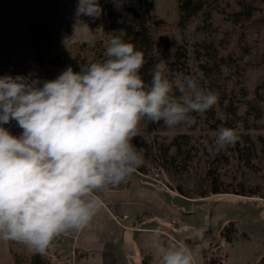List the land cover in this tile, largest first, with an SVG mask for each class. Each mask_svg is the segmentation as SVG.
<instances>
[{"label": "rangeland", "instance_id": "obj_1", "mask_svg": "<svg viewBox=\"0 0 264 264\" xmlns=\"http://www.w3.org/2000/svg\"><path fill=\"white\" fill-rule=\"evenodd\" d=\"M77 2L0 0V76L33 73L51 80L68 66L79 71V65L106 59L111 34L105 11L95 20L81 16L88 27L74 28ZM153 4L163 19L154 33L155 50L189 41L191 71L178 77L197 80L218 95V103L208 110L211 116L192 113V124L169 128L142 120L132 143L142 151L143 165L126 183L99 193L101 212L83 231L58 237L48 250L55 257L45 254L48 264H160L167 247L181 242L192 249L196 264H264V197L259 196L264 174L258 157L244 162L234 157L231 146L216 147L224 123L237 131L242 154L248 139L264 140V24L257 21L264 0H209V25L200 28L198 18L177 23L176 0ZM247 4L249 18L238 14L246 12ZM201 42H210L209 49ZM193 44H201L200 49ZM216 118L222 122L219 128L211 125ZM3 126L14 136L22 132L14 120ZM178 136V148L170 146ZM211 162L220 188L246 194L201 196L209 188L203 174ZM212 217L219 219L209 226ZM229 221L236 229L224 236L221 229ZM201 229L203 239L196 235ZM33 251L0 240V264H31Z\"/></svg>", "mask_w": 264, "mask_h": 264}, {"label": "clouds", "instance_id": "obj_2", "mask_svg": "<svg viewBox=\"0 0 264 264\" xmlns=\"http://www.w3.org/2000/svg\"><path fill=\"white\" fill-rule=\"evenodd\" d=\"M112 2L119 9L126 0ZM102 14L99 0H78L74 28L88 27L81 16ZM118 32L107 43L106 59L79 65V71L68 66L43 81L33 73L0 76V240L47 254L62 234L91 224L104 207L99 193L126 183L143 165L142 151L132 143L142 120L169 128L192 124V113L218 103V95L192 77L168 78L159 55L152 56L145 82L144 52ZM13 120L19 136L3 126ZM238 140L236 130L222 127L216 147ZM204 231L197 237L203 239ZM160 264L196 259L188 245L172 243Z\"/></svg>", "mask_w": 264, "mask_h": 264}, {"label": "trees", "instance_id": "obj_3", "mask_svg": "<svg viewBox=\"0 0 264 264\" xmlns=\"http://www.w3.org/2000/svg\"><path fill=\"white\" fill-rule=\"evenodd\" d=\"M101 1L103 4V10L105 11L108 19V30L111 36L119 35L120 33L118 31L123 30L125 32L124 40L134 44L137 50L144 52L147 62L141 70V75L145 82H149L151 79L150 69L152 68L153 63H155V57H152L154 55H159L160 58L163 59L165 64V75L170 79L179 78L178 73L183 71H191V53L192 51L194 52V48L192 51H190L191 45L188 46L189 41L173 48L172 50L165 48L159 52L155 50L154 33L158 26L162 23L163 19L154 10V0H126L123 6L119 9L114 5L112 0ZM246 6L248 7L246 8V12L238 11V14L241 15L244 13L245 18H249L251 16V9L249 8L250 5L247 4ZM176 9L177 23L180 26H184L192 18H198L200 20V25H197L198 28H200L201 25H209V0H176ZM257 21L264 24V13L258 16ZM209 43H202V46H204L205 49H209ZM194 45L200 49L201 44H193V47ZM212 112L213 111H206L208 116H211ZM219 123L222 124V122H220V120L217 118L211 121V125L218 128L221 127L218 126L220 125ZM223 126L230 127L226 123H224ZM174 138L171 140V142H169V145L178 148V139L181 138V136H178L176 139ZM244 143V145H246L245 154H242L243 147H239V141L234 146L230 147L232 152L236 151L234 157L238 160H245L244 162H248L253 158L258 157L260 168L264 174V140H261L260 138H258L256 141L248 139ZM258 152L259 156L257 155ZM159 153L161 155V150ZM203 175H205L204 179L208 181L207 185L209 188L201 190V192H199L201 196H204L207 192L210 194L218 192H232L234 194L243 195L246 194L241 190L238 191L232 188H220L218 185L219 172L217 168L213 166L212 162L208 163ZM259 196L264 197V194ZM229 229L235 231L236 228L233 221H229L223 226L221 229V234L226 236ZM30 262L31 264H48V258L45 255H41L40 253L33 251L30 256Z\"/></svg>", "mask_w": 264, "mask_h": 264}, {"label": "built area", "instance_id": "obj_4", "mask_svg": "<svg viewBox=\"0 0 264 264\" xmlns=\"http://www.w3.org/2000/svg\"><path fill=\"white\" fill-rule=\"evenodd\" d=\"M156 176H158V174H156ZM63 236L65 235V234H62ZM48 257H50V258H52V257H55L54 255H53V253H51V252H49V251H47V254H46ZM66 264V263H65ZM68 264V263H67ZM85 264H88V263H85Z\"/></svg>", "mask_w": 264, "mask_h": 264}, {"label": "crops", "instance_id": "obj_5", "mask_svg": "<svg viewBox=\"0 0 264 264\" xmlns=\"http://www.w3.org/2000/svg\"><path fill=\"white\" fill-rule=\"evenodd\" d=\"M134 219H140V218H134Z\"/></svg>", "mask_w": 264, "mask_h": 264}]
</instances>
